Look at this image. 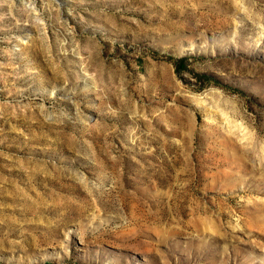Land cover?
I'll use <instances>...</instances> for the list:
<instances>
[{"label": "rangeland", "instance_id": "rangeland-1", "mask_svg": "<svg viewBox=\"0 0 264 264\" xmlns=\"http://www.w3.org/2000/svg\"><path fill=\"white\" fill-rule=\"evenodd\" d=\"M0 264H264V0H0Z\"/></svg>", "mask_w": 264, "mask_h": 264}]
</instances>
